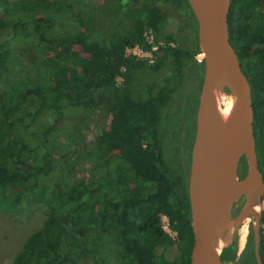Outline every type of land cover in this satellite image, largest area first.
I'll return each instance as SVG.
<instances>
[{
  "label": "trees",
  "instance_id": "16d2710c",
  "mask_svg": "<svg viewBox=\"0 0 264 264\" xmlns=\"http://www.w3.org/2000/svg\"><path fill=\"white\" fill-rule=\"evenodd\" d=\"M176 1L189 10L188 23L197 40V22L187 0ZM126 6L130 28L101 41L83 30L85 22L75 15L65 16L70 6L64 0H0V83L12 74L8 90L0 95V206L18 212L46 194L49 187L43 184L55 172L51 136L68 110L104 106L109 117L107 129L94 138L87 153L97 173L87 182L50 190L52 218L28 238L14 264H109V258L111 264H189L190 149L185 159L180 147L168 152L159 126L162 111L182 87L189 68L198 88V40L195 53L178 45L160 48L154 52V64L127 58V47L150 50L144 34L151 30L161 36L168 17L153 2L130 0ZM56 15L64 16L67 24L77 23L57 36ZM228 34L251 89L253 136L264 180V0H232ZM165 38L175 41L171 34ZM72 44L88 59L73 58ZM31 51L38 55L44 84L20 80L12 69L17 58ZM143 65L154 71L165 65L172 69L157 90L148 89L137 99L127 88L117 87L116 78L123 67ZM125 81L127 86L129 75ZM112 147L120 148L121 154H110ZM240 169L245 175V158ZM16 187L20 191L12 194ZM162 216L175 239L163 229ZM175 240L179 254L169 259L167 251ZM258 247L264 264V209ZM221 260L257 264L252 230L241 255L229 245L222 249Z\"/></svg>",
  "mask_w": 264,
  "mask_h": 264
},
{
  "label": "rangeland",
  "instance_id": "374dc122",
  "mask_svg": "<svg viewBox=\"0 0 264 264\" xmlns=\"http://www.w3.org/2000/svg\"><path fill=\"white\" fill-rule=\"evenodd\" d=\"M64 1L70 6L67 10H64L65 16L68 18V16L75 15L74 18L77 21L82 20L83 23L85 22L86 25L83 30L90 34L92 38L107 41L113 35L124 33L130 28V11L126 9V5L130 0ZM142 1L160 5L168 17V24L162 35L156 36L153 34L155 46L174 47L178 45L194 53L196 52L195 45L198 39L196 40L195 33L188 23L190 13L185 3L179 4L176 0ZM76 20H73L72 23L67 21V24L64 16L56 15L54 17L56 35H64L69 26L77 23ZM167 34H171L175 38V41L166 40L165 35ZM69 50L73 58L87 60L89 57L75 44L70 45ZM198 55L196 54V57ZM16 60L13 63L12 69L20 80L29 79L36 84L45 83L44 78H42V67L36 52L31 51ZM151 60L154 63L155 57L152 56ZM171 69L170 65H165L156 71L148 68L146 65L133 70L123 67L116 78V86L127 88L135 98L142 99L147 95L148 89L152 91L157 90ZM190 72L189 68L182 87L176 88V94H173L170 102L162 111V121L159 126L161 134L166 139L167 151L169 152L172 146L180 147L183 159L187 158L192 145L194 137L193 120L197 104V83L196 79L191 81L192 75ZM63 73L67 79V70L64 69ZM126 75L130 77V83L127 86L125 85ZM11 76L12 74L4 78L0 83V95L5 94L8 90ZM226 91L228 93L227 88H225ZM108 122L109 117L104 106L95 110L70 109L65 113L56 134L51 136L52 145L50 148L54 158L55 172L43 184L49 187L46 194L32 203L29 208L18 212H11L0 206V264H14L15 258L22 252L28 238L33 233L39 231L44 226V223L52 218L53 202L51 195L48 197L50 190H56L67 183H84L94 177L97 173V167H94L93 163L89 161L87 153L91 148V142L94 138L107 129ZM121 152L122 150L117 147H112L110 150V154L120 155ZM238 172L241 177V172ZM18 191L20 189L16 187L11 193L14 194ZM246 199L247 196L244 195L235 201L229 215L230 220L238 216L241 208L246 204ZM257 209L262 214L264 209V193L262 194L261 202L259 201L258 203ZM166 224L167 222L164 221V225ZM254 224L255 220L253 216H249L241 223L234 239L238 256L244 251L250 229L253 230ZM231 229L229 227V240L222 245V249L229 246L232 241ZM239 234L243 236L244 243L238 242ZM178 254L176 241L167 251V257L169 259H176ZM108 260H110L109 264H111V258Z\"/></svg>",
  "mask_w": 264,
  "mask_h": 264
},
{
  "label": "water",
  "instance_id": "95a60500",
  "mask_svg": "<svg viewBox=\"0 0 264 264\" xmlns=\"http://www.w3.org/2000/svg\"><path fill=\"white\" fill-rule=\"evenodd\" d=\"M232 0H187L197 22L200 62L195 108V132L190 150L188 200L193 244L189 264H226L221 260L222 245L217 231L219 218L231 229L230 246L241 223L253 216V251L257 264L261 213L248 206V200L258 195L261 202L264 180L259 170L253 136V108L251 89L237 55L229 42L228 15ZM226 65L228 94L231 98L226 110L221 94L212 84L211 75L217 66ZM225 94V91H224ZM247 161V172L240 179V160ZM233 183L226 216L217 211L222 187ZM246 195V204L238 216L229 215L235 201ZM220 216V217H219ZM236 247V246H235Z\"/></svg>",
  "mask_w": 264,
  "mask_h": 264
},
{
  "label": "bare ground",
  "instance_id": "6f19581e",
  "mask_svg": "<svg viewBox=\"0 0 264 264\" xmlns=\"http://www.w3.org/2000/svg\"><path fill=\"white\" fill-rule=\"evenodd\" d=\"M226 69H227L226 65L223 62H220V64L212 72L211 75L212 84L216 87V89H218V91H220V93H222L220 97V102L224 110L228 108L231 101V98L227 96L226 93L224 94L225 87L228 85ZM234 193H235V186L233 183L228 182L222 187L217 203V211L219 212L220 215L226 216L228 214L230 209L231 197L233 196ZM259 201L260 199L258 198V195H254L249 198L248 206L253 210L258 211L257 207ZM219 220L220 221H219V225H217V231L220 239V244L223 245L227 240H229L230 232L228 226L223 221L222 217H220ZM238 242L240 243L243 242V236L241 234H239Z\"/></svg>",
  "mask_w": 264,
  "mask_h": 264
},
{
  "label": "built area",
  "instance_id": "2783aa9c",
  "mask_svg": "<svg viewBox=\"0 0 264 264\" xmlns=\"http://www.w3.org/2000/svg\"><path fill=\"white\" fill-rule=\"evenodd\" d=\"M153 32L151 30H148L144 36H145V39H146V42L147 44H149L151 46L150 50H144L142 49L141 47L139 46H134V47H127L125 49V56L127 58H131V59H139V60H145V62L147 64H154L152 63V56L155 57V60H156V54L154 52L158 51L160 48H165L167 46H155L154 45V42H153ZM168 47H171V46H168ZM162 226H163V229L173 238L175 239L176 237V233L173 232L172 230H170V228L168 227V220L165 216H162ZM164 221L167 222L166 225H164Z\"/></svg>",
  "mask_w": 264,
  "mask_h": 264
},
{
  "label": "flooded vegetation",
  "instance_id": "af4514ba",
  "mask_svg": "<svg viewBox=\"0 0 264 264\" xmlns=\"http://www.w3.org/2000/svg\"><path fill=\"white\" fill-rule=\"evenodd\" d=\"M196 20V19H195ZM193 123H194V132H195V117H194V120H193ZM190 150H191V148H190ZM240 164V163H239ZM240 168V165L238 166V171H240L241 172V169H239ZM239 173V172H238ZM240 175V174H239ZM242 176H244V175H241V177H240V179L242 178Z\"/></svg>",
  "mask_w": 264,
  "mask_h": 264
}]
</instances>
